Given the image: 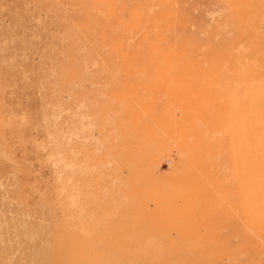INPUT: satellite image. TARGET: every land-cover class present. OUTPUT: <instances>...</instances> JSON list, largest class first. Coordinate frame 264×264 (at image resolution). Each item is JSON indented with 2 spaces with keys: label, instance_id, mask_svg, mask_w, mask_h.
I'll list each match as a JSON object with an SVG mask.
<instances>
[{
  "label": "rangeland",
  "instance_id": "rangeland-1",
  "mask_svg": "<svg viewBox=\"0 0 264 264\" xmlns=\"http://www.w3.org/2000/svg\"><path fill=\"white\" fill-rule=\"evenodd\" d=\"M0 264H264V0H0Z\"/></svg>",
  "mask_w": 264,
  "mask_h": 264
}]
</instances>
